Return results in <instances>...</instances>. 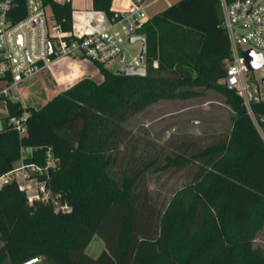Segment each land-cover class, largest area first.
I'll use <instances>...</instances> for the list:
<instances>
[{"label":"trees","instance_id":"16d2710c","mask_svg":"<svg viewBox=\"0 0 264 264\" xmlns=\"http://www.w3.org/2000/svg\"><path fill=\"white\" fill-rule=\"evenodd\" d=\"M50 3L69 30L72 4ZM111 6L112 0L92 1L93 10L109 17ZM25 16L18 0L9 18L16 23ZM139 34L146 39V75L120 76L76 60L91 65L95 78L49 89L40 108H27L23 135L9 124L24 113L22 104L0 100L6 106L0 176L22 159L44 167L51 148L53 197L71 207L56 213L52 201L30 204L16 181L4 185L0 264H264V250L254 247L264 228V138L236 90L221 83L232 58L221 1L180 0ZM11 80L10 72L0 76L1 87ZM197 88L218 91L235 113L230 131L207 145L183 137L165 153L145 131L138 136L127 126L161 102L198 96ZM251 107L264 125V103ZM191 167V181L165 206L153 203L151 175ZM96 235L105 248L94 258L87 249Z\"/></svg>","mask_w":264,"mask_h":264},{"label":"built area","instance_id":"2783aa9c","mask_svg":"<svg viewBox=\"0 0 264 264\" xmlns=\"http://www.w3.org/2000/svg\"><path fill=\"white\" fill-rule=\"evenodd\" d=\"M17 1L0 0V76L10 72L12 77L10 83L0 88V100L9 98L22 104L24 113L10 117L9 124L23 135L30 116L27 108L37 109L45 103L42 102L38 107L26 104V83L38 73L53 68L63 59L81 60L94 66H106L116 60L124 63V45L130 43L131 37L141 36L139 31L149 21V17L145 11L148 0H112L111 17L104 11L92 8H72L71 27L64 30L63 24L55 18L50 0H23L26 16L12 23L9 13ZM54 1L72 4L73 0ZM220 1L223 26L228 33L232 53L227 76L221 83L236 90L251 114L252 103L264 101L260 98L259 86L253 90L250 85V74L255 70L249 69L244 53L252 49L261 53L264 58V0ZM239 31L242 34H238ZM242 43L249 44L250 48L244 50ZM129 66L146 67L145 62L141 63L140 56L134 58ZM154 66L157 67V62ZM260 68H264V64ZM262 84L264 86V75ZM1 129L3 126L0 119ZM56 164L57 159L51 148L46 151L44 167L27 164L22 159L12 171L0 176V189L16 181L19 188L27 193L30 204L36 200L46 203L52 201L56 213L70 212L69 205H60L53 197L50 171ZM41 176L45 177L40 179Z\"/></svg>","mask_w":264,"mask_h":264},{"label":"rangeland","instance_id":"374dc122","mask_svg":"<svg viewBox=\"0 0 264 264\" xmlns=\"http://www.w3.org/2000/svg\"><path fill=\"white\" fill-rule=\"evenodd\" d=\"M91 1L73 0L72 8L76 10L90 9ZM148 3L145 5L147 13ZM238 34H242V32L239 31ZM141 47V41L125 44L124 63L116 60L113 63H107L106 67L116 72L123 65L131 64L134 58L139 56ZM242 48L249 49L250 45L242 43ZM263 75L264 68L251 73L250 85L253 90L259 86L260 98L264 101ZM86 77L95 78L91 65L85 66L75 60H64L26 83L24 85V100L28 106L38 107L49 98L45 97L47 90ZM2 85L3 83L0 81V88ZM195 90L199 92L198 96L187 100L161 102L143 113L133 116L127 122V126L138 136L145 131V137L156 143L159 148L163 147L165 153L169 152L171 144L183 137L194 138L202 145H207L220 134L230 131L235 113L232 107L226 103L225 97L218 91L204 88ZM4 115H6L5 102L0 101V117L3 121ZM251 115L264 138V125L256 119L253 112ZM193 171L194 168L191 167L172 175L169 173L158 176L151 175L148 179V187L153 203L158 207L165 206L174 192L191 181ZM2 246L3 242L0 238V248ZM254 247L264 250V228L257 235ZM104 248L102 239L96 235L92 239L87 253L96 258ZM3 264H9V261L6 260Z\"/></svg>","mask_w":264,"mask_h":264},{"label":"water","instance_id":"95a60500","mask_svg":"<svg viewBox=\"0 0 264 264\" xmlns=\"http://www.w3.org/2000/svg\"><path fill=\"white\" fill-rule=\"evenodd\" d=\"M21 41V39L19 38V42ZM136 41H141L142 43V47H141V51H140V61L142 64H144L145 62V52H146V39L144 36H134L131 37L129 39L130 43H134ZM246 62L249 66V69L251 71H254L258 68H260L263 64H264V58L262 56L261 53H256L254 52V50L250 49L247 50L244 53ZM117 75L120 76H127V75H141L144 76L147 73L146 67L145 66H141V67H133V66H129V65H125L120 67L116 72ZM88 78V77H86Z\"/></svg>","mask_w":264,"mask_h":264},{"label":"crops","instance_id":"0c3cea01","mask_svg":"<svg viewBox=\"0 0 264 264\" xmlns=\"http://www.w3.org/2000/svg\"><path fill=\"white\" fill-rule=\"evenodd\" d=\"M93 1V0H92ZM92 1H91V8H92ZM178 1L180 0H148L147 3H148V17H149V20L154 16L156 15L157 13L163 11L164 9H166L167 7H169L170 5L174 4V3H177ZM146 3V5H147ZM5 117V115H4ZM3 117V119H4ZM1 119V124L2 126L4 127L5 124H4V121L2 120V118L0 117Z\"/></svg>","mask_w":264,"mask_h":264},{"label":"bare ground","instance_id":"6f19581e","mask_svg":"<svg viewBox=\"0 0 264 264\" xmlns=\"http://www.w3.org/2000/svg\"><path fill=\"white\" fill-rule=\"evenodd\" d=\"M64 60H67V59H63V60H61L60 62L56 63V64L54 65V67L57 66V65H59V64H60L62 61H64ZM70 60H71V59H70ZM75 61H76V60H75ZM54 67H53V68H54ZM51 69H52V68H51ZM38 74H39V73H38Z\"/></svg>","mask_w":264,"mask_h":264}]
</instances>
